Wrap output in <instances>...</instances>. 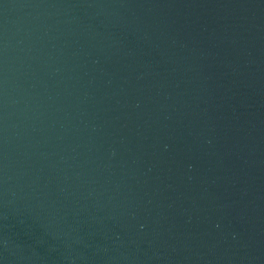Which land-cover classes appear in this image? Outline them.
I'll use <instances>...</instances> for the list:
<instances>
[{
  "label": "water",
  "instance_id": "95a60500",
  "mask_svg": "<svg viewBox=\"0 0 264 264\" xmlns=\"http://www.w3.org/2000/svg\"><path fill=\"white\" fill-rule=\"evenodd\" d=\"M0 264H264V0H0Z\"/></svg>",
  "mask_w": 264,
  "mask_h": 264
}]
</instances>
